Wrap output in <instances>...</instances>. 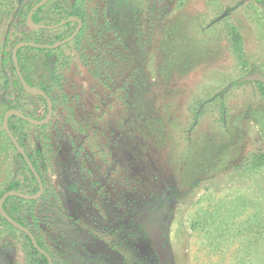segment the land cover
<instances>
[{
    "label": "rangeland",
    "instance_id": "obj_1",
    "mask_svg": "<svg viewBox=\"0 0 264 264\" xmlns=\"http://www.w3.org/2000/svg\"><path fill=\"white\" fill-rule=\"evenodd\" d=\"M104 1L101 11L102 2L91 0L96 18L89 23L103 22L101 12L108 17L112 0ZM115 1L113 32L85 52L73 44L60 51L69 97H58L47 122L33 123L50 122L41 131L50 145L40 161L45 198L35 206L45 222L36 228L40 238L58 263L68 255L63 262L72 264H264V82L243 80L264 75V4ZM29 2L0 0L6 133L5 111L16 97L1 85L9 70L2 45ZM26 24L24 39L40 29ZM54 39L45 32L39 41ZM81 52L92 55L98 74L88 72ZM22 103L23 114L44 116L39 99ZM2 133L0 188L25 180ZM19 230L2 231L0 264H38Z\"/></svg>",
    "mask_w": 264,
    "mask_h": 264
},
{
    "label": "trees",
    "instance_id": "obj_2",
    "mask_svg": "<svg viewBox=\"0 0 264 264\" xmlns=\"http://www.w3.org/2000/svg\"><path fill=\"white\" fill-rule=\"evenodd\" d=\"M41 0H31L29 4L23 5L22 12L23 14H19L21 19L17 23V27L15 26L16 30L12 33L6 34L4 45L2 48L3 53V67H9L8 72L4 71V75L1 77V85L2 88L5 90L6 94L8 96H15L16 101L11 106H8V108L17 109L21 112L27 113L24 111V103H22V99L26 98L27 96H33L39 101H41L44 104V116L43 117H36L29 113L30 116H32L35 120L43 121L45 120L49 115V107L48 102L42 95H32L25 91L23 88V85L20 81V79L17 76L16 69L13 62V56H12V48L13 46L20 42V41H28L33 43V45H27L21 47L17 51L18 60L20 63L21 71L23 72V75L26 79L27 84L32 89H37L41 91H46L49 96L51 97L53 103H54V111L58 110V104L57 99L58 97L68 98L69 95L64 91L63 89V74H64V68L67 65L66 61L64 60V56H59L60 51L64 47H69L70 45H74L75 49L82 50L85 52V50L90 49L93 47V44H95V40H97L98 36H100L104 31H114V25L111 21L110 17L111 14L114 17L115 10V0L108 2V17L105 15L106 13H102L99 15L103 22L97 24L95 21H91V23L88 22L87 18L94 20L96 18L94 13L90 12V7L92 6L91 0H51L48 4L44 5L42 8L37 10L33 16H32V23L36 26H50V27H41L40 29H31L34 34L31 38H23L24 29L19 30L21 26L24 28L27 27L26 24V18L28 16V13L32 6H34L36 3H38ZM102 2L99 6L98 10L100 9L102 11V6L107 4L104 0H97ZM264 4V0H256ZM93 8V7H92ZM46 10V11H45ZM92 11H94L92 9ZM47 13L49 15H52L53 17L50 19L42 18L40 17L41 13ZM16 17V16H14ZM77 17L83 21V27L79 31L78 35L75 37L73 42H69L64 44L63 46H60L58 48H50L49 45L58 43L62 41L63 39L70 37L73 34V30L75 27H79L80 23L79 21L72 20V18ZM68 20L64 23H62L59 26H55L56 24H59L60 22ZM65 29V31L70 30V32L64 34L62 31ZM64 31V32H65ZM46 33H55V39L54 41H51L49 43H42L39 41L41 37H43V34ZM44 45V46H42ZM97 45V44H96ZM73 47V46H71ZM95 49V48H94ZM85 54H80L84 66L87 68L88 72L90 74H96L97 72L94 70V67L92 66V61L90 55L88 58H83ZM67 59V58H66ZM98 74V73H97ZM62 83H61V82ZM16 119L18 121V125L16 128L12 126V120ZM10 126L12 127V130L16 137L18 138L19 142L22 144V146L27 150L30 158L32 159L34 165L36 166L37 170L41 174L43 181L46 185L45 177L43 174V171L41 169L40 161L43 162V160H46L48 157L45 155V148L46 145H50L49 142H45L41 135L43 130H45L48 127L47 123L45 125L37 126L33 125L26 120L21 119L20 117L13 115L9 118ZM29 127V128H28ZM25 128L31 129L34 128L36 131V137H37V144L33 146L30 143V132H26ZM42 131V132H41ZM0 132H3L1 134L2 138L6 139L7 141H4L6 145L9 147H12V150L14 151V154L16 156V160L19 163V166L24 167L25 171V180H13L8 185H6L4 188H0V197L7 191H19L27 194H37L40 191L39 185L36 182V187L32 191V188H28V184L30 183V180H35L34 175L32 174L31 170L29 169L27 163L25 162L23 156L19 153V151L14 146L12 140L8 136V134L5 132L4 128L0 130ZM3 151L0 149V154ZM3 154L0 155V157ZM5 156V155H4ZM50 157V156H49ZM45 168V167H44ZM23 185H25V188H21ZM45 198V194L39 198V199H26L19 196H12L5 200L4 202V208L5 210L18 222L25 224L26 226L30 227L33 232L35 233L39 244L44 247V243L42 239L40 238L36 228L41 227V225L44 222V220L41 219V217L35 213V206L37 203ZM13 199H18V202L16 204H10ZM44 216V215H43ZM45 217V216H44ZM13 229H17L14 226H12L1 214H0V235L2 234L3 230L11 231ZM19 230V229H18ZM20 231V230H19ZM22 232V231H21ZM25 234L24 232H22ZM25 236L28 239L29 245H30V253L31 256L36 260L38 264H49L48 259L45 257V255L41 254L35 247L33 246L30 238L28 235L25 234ZM50 250V249H49ZM54 254V253H53Z\"/></svg>",
    "mask_w": 264,
    "mask_h": 264
},
{
    "label": "water",
    "instance_id": "obj_3",
    "mask_svg": "<svg viewBox=\"0 0 264 264\" xmlns=\"http://www.w3.org/2000/svg\"><path fill=\"white\" fill-rule=\"evenodd\" d=\"M50 0H41L39 1L38 3H36L34 6H32V8L30 9L29 11V14H28V17H27V23L30 27H38V26H35L32 24V16L33 14L35 13V11H37L39 8H41L44 4H46L47 2H49ZM72 20H77L79 21L80 25L79 27L77 28V30L72 34V36L58 42V43H55L53 45H50L49 47L50 48H57L61 45H63L65 42L67 41H70L72 40L75 35L78 33V31H80V29L82 28V25H83V22L81 19L79 18H72ZM68 20H65L63 22H61L60 24L66 22ZM27 45H33V43L31 42H28V41H21V42H18L14 48H13V51H12V54H13V61H14V65H15V69H16V73H17V76L18 78L20 79L24 89L31 93V94H41L42 96H44V98L46 99V101L48 102V105H49V115H48V118L44 121H37L29 116H26L24 114H22L20 111L18 110H15V109H9L7 110V112L5 113L4 115V125H5V128H6V131L9 135V137L11 138L14 146L16 147V149L19 151V153L23 156V158L25 159L29 169L31 170V172L33 173L34 177L36 178L38 184H39V187H40V191L38 194L34 195V196H31V195H28V194H25V193H21V192H17V191H7L6 193L3 194V196L1 197L0 199V213L3 215V217L9 222L11 223L13 226H15L16 228L20 229L21 231H23L24 233H26L33 246L35 247V249H37L41 254L45 255L47 257V259L49 260V263L50 264H54V261L51 257V255L44 249L40 246L35 234L32 232V230L30 228H28L27 226H25L24 224L18 222L17 220H15L5 209H4V202L5 200L7 199V197L9 196H20V197H25V198H37L39 197L43 192H44V189H45V186H44V183H43V180L39 174V172L37 171V168L35 167V165L33 164L31 158L29 157L27 151L23 148V146L21 145V143L19 142V140L16 138V136L14 135V133L12 132V130L10 129L9 127V118L10 116L12 115H17L29 122H32V123H35V124H44L45 122H47V120L49 118H51L52 116V113H53V102L50 98V96L44 92V91H41V90H37V89H32L26 82V79L20 69V64H19V60H18V56H17V51L23 47V46H27ZM243 80L245 81H263L264 82V75L261 73V72H253L247 76H245L243 78Z\"/></svg>",
    "mask_w": 264,
    "mask_h": 264
},
{
    "label": "flooded vegetation",
    "instance_id": "obj_4",
    "mask_svg": "<svg viewBox=\"0 0 264 264\" xmlns=\"http://www.w3.org/2000/svg\"><path fill=\"white\" fill-rule=\"evenodd\" d=\"M64 40V39H63ZM21 42V41H20ZM17 44V43H16ZM15 44V45H16ZM53 45V44H52ZM50 46V45H49ZM14 48V47H13ZM12 51H13V49H12ZM12 56H13V54H12ZM14 62V61H13ZM20 64V63H19ZM15 66V65H14ZM21 69V68H20ZM23 73V72H22ZM45 92V91H44ZM51 98V97H50ZM52 100V99H51ZM53 102V101H52ZM48 107H49V105H48ZM53 108H54V106H53ZM15 110H17V109H15ZM19 111V110H18ZM21 112V111H20ZM22 113V112H21ZM23 114V113H22ZM24 115H26V114H24ZM13 116V115H12ZM17 116V115H16ZM27 116V115H26ZM38 121V120H37ZM14 133V132H13ZM15 135V134H14ZM16 136V135H15ZM17 138V137H16ZM18 139V138H17ZM22 145V144H21ZM24 148V147H23ZM25 149V148H24ZM26 150V149H25ZM27 151V150H26ZM28 153V152H27ZM29 155V154H28ZM30 157V156H29ZM25 160V159H24ZM32 160V159H31ZM26 162V161H25ZM33 162V161H32ZM34 164V163H33ZM36 167V166H35ZM38 171V170H37ZM33 174V173H32ZM40 174V173H39ZM40 176H41V174H40ZM41 178H42V176H41ZM42 180H43V178H42ZM38 183V182H37ZM43 183H44V181H43ZM39 185V184H38ZM45 185V184H44ZM40 188V187H39ZM45 190V189H44ZM12 191H14V190H12ZM17 192H19V191H17ZM6 193V192H5ZM21 193H23V192H21ZM39 193V192H38ZM37 193V194H38ZM25 194H27V193H25ZM43 194V193H42ZM42 194L40 195V196H42ZM28 195H31V196H34V195H32V194H28ZM36 195V194H35ZM20 197V196H19ZM22 198H25V197H22ZM26 199H34V198H26ZM5 209V208H4ZM15 219V218H14ZM16 220V219H15ZM25 225V224H24ZM26 226V225H25ZM28 227V226H27ZM28 228H30V227H28ZM31 229V228H30ZM32 230V229H31ZM32 232H33V230H32ZM34 233V232H33ZM35 234V233H34ZM36 236V235H35ZM37 238V237H36ZM38 240V239H37ZM39 242V241H38ZM41 246V245H40ZM42 247V246H41ZM98 247L99 248H104V249H101V250H106L109 254H111L110 252H112V254L114 253V254H116V251L115 250H113V249H111V248H105L102 244H99L98 245ZM42 248H44L50 255H51V257H52V259H53V261H54V264H72L71 263V261H70V259H67V261H65V262H63L64 261V258H66V257H69L68 255L67 256H62V253H61V256L63 257H61L62 259H60L59 260V262L60 263H58V261H57V257H55V253L53 252V251H51V250H49L50 248L48 247V246H44V247H42ZM54 253V254H53ZM46 257V256H45ZM47 258V257H46ZM49 261V260H48ZM50 264V263H49Z\"/></svg>",
    "mask_w": 264,
    "mask_h": 264
},
{
    "label": "crops",
    "instance_id": "obj_5",
    "mask_svg": "<svg viewBox=\"0 0 264 264\" xmlns=\"http://www.w3.org/2000/svg\"><path fill=\"white\" fill-rule=\"evenodd\" d=\"M51 1V0H50ZM49 1V2H50ZM49 2H47L46 4H48ZM46 4H44V5H46ZM43 5V6H44ZM42 6V7H43ZM41 7V8H42ZM40 9V8H39ZM38 9V10H39ZM46 11V10H45ZM36 12V11H35ZM29 14V13H28ZM40 17H42V18H46V19H50V18H52L53 16L52 15H49V14H47V13H41V15H40ZM74 18H77V17H74ZM32 21V20H31ZM65 21V20H64ZM76 21V20H75ZM63 22V21H62ZM61 23V22H60ZM56 24L55 26L57 27V26H59V25H61V24ZM33 24V23H32ZM36 26V25H35ZM41 27H50V26H46V25H42V26H38V27H35V28H41ZM32 28V27H31ZM42 46H44V45H42ZM49 47V46H48ZM24 88V87H23ZM26 91V90H25ZM27 92V91H26ZM46 92V91H45ZM29 93V92H28ZM47 93V92H46ZM31 94V93H30ZM48 94V93H47ZM32 95H41V94H32ZM49 95V94H48ZM54 104V103H53ZM9 109H13V108H7L6 109V111H5V113L7 112V110H9ZM11 117V116H10ZM31 118H33V117H31ZM34 119V118H33ZM25 120V119H24ZM27 121V120H26ZM44 121V120H43ZM27 122H29V121H27ZM29 123H31V124H33L32 122H29ZM15 191V190H14Z\"/></svg>",
    "mask_w": 264,
    "mask_h": 264
}]
</instances>
